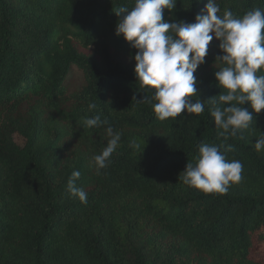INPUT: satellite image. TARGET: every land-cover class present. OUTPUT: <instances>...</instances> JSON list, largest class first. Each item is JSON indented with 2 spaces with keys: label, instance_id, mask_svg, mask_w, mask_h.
<instances>
[{
  "label": "trees",
  "instance_id": "trees-1",
  "mask_svg": "<svg viewBox=\"0 0 264 264\" xmlns=\"http://www.w3.org/2000/svg\"><path fill=\"white\" fill-rule=\"evenodd\" d=\"M206 3L177 0L164 19L193 23ZM216 3L220 16L264 10V0ZM134 4L0 0V264H264V150L255 149L264 109L246 104L249 127L218 136L210 109L225 91L215 79L224 65L214 37L194 72L192 99L204 111L158 120L155 90L136 80L137 50L115 35L116 11ZM96 115L107 124L86 127ZM109 126L121 139L97 172L93 157L107 146ZM201 144L242 163L241 182L226 194L179 179ZM73 171L87 203L67 191Z\"/></svg>",
  "mask_w": 264,
  "mask_h": 264
},
{
  "label": "clouds",
  "instance_id": "clouds-1",
  "mask_svg": "<svg viewBox=\"0 0 264 264\" xmlns=\"http://www.w3.org/2000/svg\"><path fill=\"white\" fill-rule=\"evenodd\" d=\"M177 0H135L134 7H120V17L115 35L122 36L132 48L136 80L141 88L152 90L150 101H155L153 110L157 119L164 121L177 118L183 111L200 114L204 102L197 96V79L194 72L205 63L208 46L215 37L219 40L222 55L217 59L224 65L215 73L220 88L225 91L212 100L210 114L218 129V136L227 140L247 129L253 120V113L264 109V75H257L264 69V10L256 8L242 18L234 17L230 10L218 15L216 0H207L195 22H168L164 10H173ZM194 101V102H193ZM89 110L96 108L94 103ZM86 127L107 124L99 115L84 121ZM110 137L101 154L93 161L97 172L111 162V154L121 139L120 133H113L111 126L106 129ZM257 151L264 150V134L255 143ZM229 145L226 151H231ZM243 165L239 160H228L220 147L201 144L195 163L188 162L179 179L189 187L205 194H226L232 184L242 180ZM81 173L73 171L67 181L71 197L87 203V193L76 186Z\"/></svg>",
  "mask_w": 264,
  "mask_h": 264
},
{
  "label": "rangeland",
  "instance_id": "rangeland-1",
  "mask_svg": "<svg viewBox=\"0 0 264 264\" xmlns=\"http://www.w3.org/2000/svg\"><path fill=\"white\" fill-rule=\"evenodd\" d=\"M75 70V68L72 70V72H71V74H70V78H76L77 80H73V89L74 88H77L79 85H80V83H79V76H80V74L77 72V71H74ZM72 89V90H73ZM12 138H13V141L18 145V146H20V147H22L23 145H24V140H23V138H21L20 136H19V134H17V133H14L13 135H12Z\"/></svg>",
  "mask_w": 264,
  "mask_h": 264
}]
</instances>
